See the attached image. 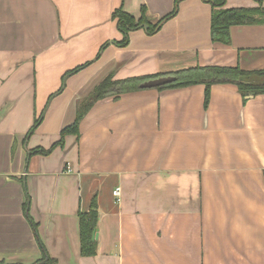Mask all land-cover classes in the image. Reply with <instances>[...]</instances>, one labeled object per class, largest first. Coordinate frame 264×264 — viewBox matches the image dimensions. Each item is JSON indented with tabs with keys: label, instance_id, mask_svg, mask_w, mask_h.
Wrapping results in <instances>:
<instances>
[{
	"label": "crops",
	"instance_id": "obj_1",
	"mask_svg": "<svg viewBox=\"0 0 264 264\" xmlns=\"http://www.w3.org/2000/svg\"><path fill=\"white\" fill-rule=\"evenodd\" d=\"M142 5L159 29L109 43L55 94L67 71L121 38L114 9L138 17ZM257 6L264 0H224ZM211 11L205 0H0V261L32 264L45 253L55 264H264V94L243 100L216 83L207 107L203 83L108 96L80 120L78 138L28 155L59 140L77 100L109 73L264 68V22L232 25L229 44L213 42ZM94 194L96 254L85 257L77 213Z\"/></svg>",
	"mask_w": 264,
	"mask_h": 264
},
{
	"label": "trees",
	"instance_id": "obj_2",
	"mask_svg": "<svg viewBox=\"0 0 264 264\" xmlns=\"http://www.w3.org/2000/svg\"><path fill=\"white\" fill-rule=\"evenodd\" d=\"M178 1L179 0H176V3ZM205 1L209 2L212 7L210 17V37L213 42L229 44V28L232 25L258 24L264 22V7L257 6L226 8L224 7V0ZM139 12V16L136 17L124 10L122 6L114 9L111 17L116 21V27L121 34V38L118 40H110L104 42L99 47L98 52L92 60H89L67 71L62 78V85L60 86L59 90L55 92V94L62 89L64 85L63 79H65V77L77 72L78 70L97 60L100 56L101 51L109 43L115 44L119 47H124L128 44L130 31L144 28L148 34H152L159 29V25L162 19L151 22L146 14V7L144 5L140 7ZM173 13L174 11H172L171 14ZM167 75L176 76L175 81L159 86V89L176 88L196 83H203L205 85L203 100L204 107H207L209 102L210 88L213 84L216 83H230L235 85L239 93L242 95L243 100L247 99V96L249 95L254 96L258 94H264V68L255 70H243L238 65H196L193 67H187L168 73ZM157 76H159V74L150 76H131L122 79H114L113 73L107 74L90 90V92L86 96L77 100L75 119L70 125L66 126L60 131L59 140H57L47 149H44L42 147H35L29 151L28 155L48 154L54 147L63 145L64 136L67 134H75L78 138L79 122L96 101L108 96L117 97L121 93L138 90L140 89L139 84L141 82ZM53 95L54 94H52L51 96ZM43 115L44 111H42L41 114L34 119L33 123L28 129L27 134L32 133L37 128L39 123L42 121ZM77 216L79 222V253L81 256L85 257L94 256L96 254L97 244L96 240L92 238V233L96 229L98 222L97 202L95 194L90 199L88 208L79 210ZM32 226L35 231L36 224L32 223ZM41 247L43 250L42 244ZM0 264L6 263L0 261ZM32 264H55V262L51 258H48L44 253L40 260H37Z\"/></svg>",
	"mask_w": 264,
	"mask_h": 264
},
{
	"label": "water",
	"instance_id": "obj_3",
	"mask_svg": "<svg viewBox=\"0 0 264 264\" xmlns=\"http://www.w3.org/2000/svg\"><path fill=\"white\" fill-rule=\"evenodd\" d=\"M176 76L174 75H162V76H157L153 78H149L139 84V88H154V87H159L168 83H171L175 81ZM253 95L247 96V98L252 97ZM92 238L94 240L97 239V230L95 229L92 233Z\"/></svg>",
	"mask_w": 264,
	"mask_h": 264
},
{
	"label": "built area",
	"instance_id": "obj_4",
	"mask_svg": "<svg viewBox=\"0 0 264 264\" xmlns=\"http://www.w3.org/2000/svg\"><path fill=\"white\" fill-rule=\"evenodd\" d=\"M67 170H70V166H66ZM112 195L114 196V200L116 202H118L119 200V197H120V188L119 187H115L113 190H112Z\"/></svg>",
	"mask_w": 264,
	"mask_h": 264
}]
</instances>
